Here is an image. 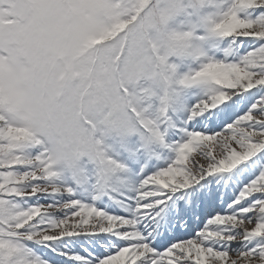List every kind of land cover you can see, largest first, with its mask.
Returning <instances> with one entry per match:
<instances>
[{"label":"snow or ice","instance_id":"6c2138e0","mask_svg":"<svg viewBox=\"0 0 264 264\" xmlns=\"http://www.w3.org/2000/svg\"><path fill=\"white\" fill-rule=\"evenodd\" d=\"M0 264H264V0H0Z\"/></svg>","mask_w":264,"mask_h":264},{"label":"rangeland","instance_id":"374dc122","mask_svg":"<svg viewBox=\"0 0 264 264\" xmlns=\"http://www.w3.org/2000/svg\"><path fill=\"white\" fill-rule=\"evenodd\" d=\"M183 20V17H177L175 21L170 23V27H176L177 25H179ZM170 62H174L176 63L179 67H178V71L183 74L186 73L190 67L194 68L195 64H193L191 61H183L181 62L180 60H177L176 58H170ZM96 138H100V134L97 133L96 134ZM103 145L108 147V148H112L114 149V151H117V145H119L120 141L119 138L115 137V136H111V137H107L104 138L102 141ZM133 143H135V138H132V140L130 141L129 146H133ZM116 146V147H114ZM112 149L110 151H112ZM121 150H118V152Z\"/></svg>","mask_w":264,"mask_h":264},{"label":"clouds","instance_id":"9594fccd","mask_svg":"<svg viewBox=\"0 0 264 264\" xmlns=\"http://www.w3.org/2000/svg\"><path fill=\"white\" fill-rule=\"evenodd\" d=\"M179 59V58H178ZM181 62H183V61H181Z\"/></svg>","mask_w":264,"mask_h":264}]
</instances>
